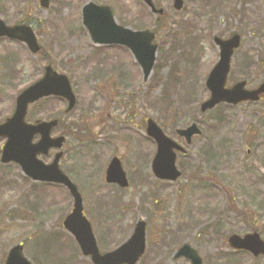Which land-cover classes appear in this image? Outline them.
I'll use <instances>...</instances> for the list:
<instances>
[{
  "label": "rangeland",
  "instance_id": "1",
  "mask_svg": "<svg viewBox=\"0 0 264 264\" xmlns=\"http://www.w3.org/2000/svg\"><path fill=\"white\" fill-rule=\"evenodd\" d=\"M22 1L3 5L13 12L36 7L35 0ZM68 1L55 0L48 11L36 7V16L47 21L39 38L48 60L21 43L0 41V121L12 114L19 91L52 64L71 77L77 106L66 115V103L50 98L31 109L29 120L62 116L55 132L67 135L61 167L83 195L102 250L126 240L138 219H146L148 252L139 264H191L173 258L186 242L205 264H264V256L228 245L232 233L256 230L264 239V99L200 111L210 95L206 78L220 56L215 35H241L228 86L246 80L253 89L264 80V0H185L181 11L173 0H156L166 9L159 25L142 4L138 25L155 30L158 44L147 81L129 50L93 43ZM107 1L123 9L122 1ZM149 117L173 138L176 128L194 121L203 131L187 155L179 154L183 176L175 182L152 172L156 144L146 134ZM114 155L129 177L126 189L105 181ZM42 158L49 162L53 153ZM72 207L65 187L35 182L19 165L0 162V264L21 242L33 264H93L63 226Z\"/></svg>",
  "mask_w": 264,
  "mask_h": 264
},
{
  "label": "water",
  "instance_id": "2",
  "mask_svg": "<svg viewBox=\"0 0 264 264\" xmlns=\"http://www.w3.org/2000/svg\"><path fill=\"white\" fill-rule=\"evenodd\" d=\"M154 12L157 10L152 0H144ZM43 6L49 5V0H41ZM183 0H175V7L181 9ZM84 23L89 29L95 43L98 44H122L128 46L141 64L144 79L147 80L152 72L156 60L157 45L153 44L154 33L145 31H132L129 28L119 26L114 18L112 10L108 6H99L91 2L84 8ZM0 35L25 41L33 52H37L40 46L37 43L33 30L28 26L7 27L0 20ZM216 42L221 47V59L209 74L207 87L211 92L208 100L201 104L203 112L214 108L221 102L238 104L242 101H257L264 94V82L257 89H246V81L235 84L232 88L226 87L227 77L230 71L231 57L234 49L240 44V36L235 35L229 40L216 37ZM58 95L69 100V110L75 106L76 96L72 91L70 81L66 75L59 74L51 66L46 68L44 78L24 90L17 100L14 115L0 124V137L8 138L2 151V161H15L19 163L24 172L34 180L48 181L64 184L75 199L73 212L66 218L65 226L75 234L85 255L91 256L95 264H136L145 251L146 246V222L139 221L131 238L118 249L101 254L92 227L88 219L83 216V199L72 180L64 174L59 167L62 152L56 154L50 164L44 163L38 158L40 153L48 154L51 148H60L64 137L52 138V129L58 121L37 122L29 124L25 121L28 106L44 96ZM147 133L158 144V150L153 161V170L161 179L176 180L181 172L176 166L175 149L186 152V149L176 141L168 137L158 124L150 119ZM177 133L184 137L190 145L195 135L202 134L197 123H192L186 128H178ZM40 134L41 139L33 143L35 135ZM107 181L116 182L121 186H127L128 181L118 158H114L107 171ZM230 245L235 249H244L258 256L264 254V240L258 232L245 236L233 234L229 237ZM23 247L17 245L9 253L6 264H31L22 252ZM186 256L192 264H203L197 251L188 244L184 245L176 254V258Z\"/></svg>",
  "mask_w": 264,
  "mask_h": 264
},
{
  "label": "flooded vegetation",
  "instance_id": "3",
  "mask_svg": "<svg viewBox=\"0 0 264 264\" xmlns=\"http://www.w3.org/2000/svg\"><path fill=\"white\" fill-rule=\"evenodd\" d=\"M24 1H22L21 4H23ZM35 1H36V7L37 8H40L41 10H45V11L50 10L51 7H52V5H53V3L55 2V0H49V2H50L49 6L48 7H43L42 6V3H41V0H35ZM84 1L85 0H70V1H68V3H70V5L73 6V10L72 11L74 13H76V15H77V21H80L83 27H84V25H83V8H84L85 4L88 1H90V0H86L85 2ZM91 1L92 2H95L97 4H101V5H109L113 9L114 14L116 16V19L119 21V23L122 26L131 27V28H134L135 27L134 29H137V27L138 28L141 27V25H138V24L142 20L141 19V17H142L141 16L142 15L141 14V9H142L141 6L143 4V1L142 0H117V1H122L121 3L124 5L122 10L119 9L117 6H115V4L112 5L111 2L109 3L107 0H103V1H100V0H91ZM3 2H4V0H0V19L4 22V24L7 27H11V28H13V27H21V26H28V27H30L33 30L34 34L36 35L37 42H38V44L41 47H40V49L36 53H33L32 50H31V48H30V46H29V44L26 43V42H23L21 40H18V39L9 37L7 35H0V41H8L10 43H13V42L14 43H21V44H23L27 48L28 51H30V53L32 55L42 56L43 59H46L45 56L47 54V51H46V48L40 43V38H39V34H40L39 28L41 27L40 24H45L47 22L46 19H40V18H38L36 16V7L35 8H29L27 10V12H25L23 10V9H25L24 7H22L23 9L21 8V10H18V11L13 12V11H10V8H5V5H3ZM61 4H63V3H61ZM157 23H159V21H157ZM129 24H132V25H129ZM9 59H13V58L10 57V56H8V59H6V60H9ZM45 68H46V65L44 67V70H45ZM44 70L42 72V75H44ZM0 82H1V74H0ZM15 104H16V102H15ZM4 120H6V119H4ZM63 133H64V131L61 132V134H63ZM0 140H2V147H3L4 142H5V138H0ZM2 147H1V150H0V155H1V152H2ZM114 156H117V155H114ZM110 162H111V160L109 161L108 165L110 164ZM105 174H106V172H105ZM89 220H90V218H89ZM90 222H91V224L93 226V223H92L91 220H90ZM93 228H94V226H93ZM106 235H107V237L112 238V239H110V242H112V245H113V242H115L114 240L116 238L114 236V230L107 231V234ZM162 237L163 236H160L161 239H162ZM160 238L159 239H156V242L155 243H157L159 245L162 244V240ZM183 244H185V243H183ZM186 244H190V243H187L186 242ZM110 246L111 245H109L108 248ZM111 248L112 247H110L109 250ZM147 252H148V237H147V245H146L145 253L142 255V258L140 259V262L139 263H141L142 261H144V258L146 257ZM173 258H174L175 261H179L180 259H186L187 261H189L187 258H176L175 257V252L173 253Z\"/></svg>",
  "mask_w": 264,
  "mask_h": 264
},
{
  "label": "trees",
  "instance_id": "4",
  "mask_svg": "<svg viewBox=\"0 0 264 264\" xmlns=\"http://www.w3.org/2000/svg\"><path fill=\"white\" fill-rule=\"evenodd\" d=\"M166 94H168V93L165 92V96H164V99H163V103L166 102L167 100H169L168 98L166 99Z\"/></svg>",
  "mask_w": 264,
  "mask_h": 264
}]
</instances>
